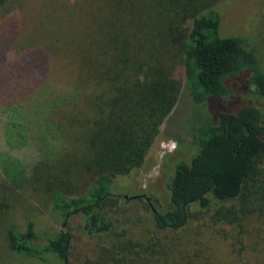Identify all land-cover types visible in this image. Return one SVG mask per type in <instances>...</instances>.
Returning a JSON list of instances; mask_svg holds the SVG:
<instances>
[{
    "label": "trees",
    "instance_id": "1",
    "mask_svg": "<svg viewBox=\"0 0 264 264\" xmlns=\"http://www.w3.org/2000/svg\"><path fill=\"white\" fill-rule=\"evenodd\" d=\"M9 1L0 0V7ZM221 1L104 0L99 39L73 79L75 114L85 116L90 126L87 144L72 146L70 153L59 151L52 160L40 158L49 166L67 164L66 172L74 174L60 177L52 189L53 209L70 229L79 219V229L88 235L115 231L108 211L119 201L113 179L143 164L178 100L180 65L188 85L203 99L228 95L227 79L243 72L264 98L258 53L243 37L221 34ZM194 140L199 151L190 162L179 161L170 178V207L163 211L147 205L149 223L159 231L184 228L197 217L195 207L201 214L214 209L219 220L238 223L243 231L252 215H264L263 111L256 105L221 111L217 121L198 126ZM7 237L19 254L71 264V231H59L42 243L36 222L29 219L24 228H9ZM135 246L129 240L115 243L89 264H135L138 258L141 264L160 263L158 254L150 260Z\"/></svg>",
    "mask_w": 264,
    "mask_h": 264
},
{
    "label": "rangeland",
    "instance_id": "2",
    "mask_svg": "<svg viewBox=\"0 0 264 264\" xmlns=\"http://www.w3.org/2000/svg\"><path fill=\"white\" fill-rule=\"evenodd\" d=\"M103 2L10 0L0 7V264H64L42 262L10 247L9 228H24L29 219L36 222L42 243L59 231L74 234L71 264L98 261L105 249L127 240L150 260L158 254V264H264V215L259 213L246 220L241 232L238 223L219 220L214 209L201 214L194 207L197 217L174 231H159L148 221L147 205L163 211L170 207V178L179 161L190 162L199 151L194 137L201 123L245 105L264 113V98L245 72L227 79L228 95L203 99V93L188 85L183 65L177 68L182 86L178 100L143 164L113 179L119 201L108 210L112 234L83 233L79 219L70 229L53 209L55 183L74 174L66 172L67 164L49 166L40 158L52 160L59 151L68 148L60 155L70 153L72 146L87 144L90 126L85 116L75 114L73 79L99 39ZM217 9L222 36L243 37L264 70V0H222Z\"/></svg>",
    "mask_w": 264,
    "mask_h": 264
},
{
    "label": "water",
    "instance_id": "3",
    "mask_svg": "<svg viewBox=\"0 0 264 264\" xmlns=\"http://www.w3.org/2000/svg\"><path fill=\"white\" fill-rule=\"evenodd\" d=\"M126 197H128V196H126Z\"/></svg>",
    "mask_w": 264,
    "mask_h": 264
}]
</instances>
